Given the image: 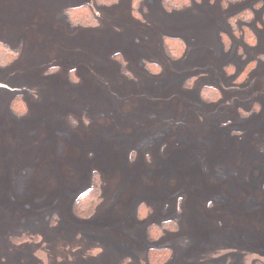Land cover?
Instances as JSON below:
<instances>
[{"label": "rangeland", "instance_id": "obj_1", "mask_svg": "<svg viewBox=\"0 0 264 264\" xmlns=\"http://www.w3.org/2000/svg\"><path fill=\"white\" fill-rule=\"evenodd\" d=\"M132 1L0 0V264H264V0Z\"/></svg>", "mask_w": 264, "mask_h": 264}, {"label": "trees", "instance_id": "obj_2", "mask_svg": "<svg viewBox=\"0 0 264 264\" xmlns=\"http://www.w3.org/2000/svg\"><path fill=\"white\" fill-rule=\"evenodd\" d=\"M120 1L121 0H95V3L99 7H105L106 8V7L116 6L117 4H119ZM189 3L191 4L192 0H163L162 1L163 8L166 11H180L183 7L185 8V6L188 5ZM131 8H132L133 13L134 12L136 13L137 11H138V13H140L139 10L136 9L137 8V0H133L131 2ZM67 19H68L69 24L72 27L82 26V27H87V28H95V27L99 26V21H97V19L94 18V16L92 15L91 9L88 6H79V7L71 9L67 13ZM244 40H245V37H244ZM180 41H181V39L174 38V37H168L166 40H164L165 52H167L169 57L172 59L171 61H173V62L180 60V58L182 56V52H180V50H179V48H182ZM16 52H17V50L15 48H11V46H9L8 44L0 41V68H6V67L10 66L12 63H14L15 59H16L15 58ZM261 59L264 60V57ZM148 65H150V64H148ZM152 66H154V65H152ZM243 75H244V73L241 75V77H243ZM194 78H190L186 83L192 82L194 80ZM207 89L208 88H204V90L203 89L202 90L204 92ZM203 92L201 94L202 97H203ZM204 94H205V92H204ZM217 97H218L217 94L210 93L208 96V99L211 102H215L218 99ZM10 103H11L12 113L13 114L15 113V114H17L16 116H19L18 114H21L23 112V107H22L23 99L21 98V96L20 95H14V97L11 98ZM88 193L94 195V192L88 191ZM90 198H86L84 196L78 200V203L76 204V206H77L76 210L79 213L85 212V209L81 210L78 208L81 206V204H85L87 201H89ZM93 198H94V200H96L95 197H93ZM94 200H92V201H94ZM88 213L84 214L83 216H81L80 214H77L78 215L77 217L79 220L85 221L86 219H88L90 217L92 212H90L89 214ZM169 222H166L163 224V227L165 228V230H168V229H166V227L170 226L168 224ZM150 228L153 230H158V228H156L154 225H149V229ZM156 251H158V250H156V248H154V247L150 248L149 254H148V263L149 264H166L168 262V260L170 259L171 250L166 249L165 253L162 256H159V254L157 255L156 253H160V252H156Z\"/></svg>", "mask_w": 264, "mask_h": 264}, {"label": "flooded vegetation", "instance_id": "obj_3", "mask_svg": "<svg viewBox=\"0 0 264 264\" xmlns=\"http://www.w3.org/2000/svg\"><path fill=\"white\" fill-rule=\"evenodd\" d=\"M145 230H149V226L145 227Z\"/></svg>", "mask_w": 264, "mask_h": 264}]
</instances>
